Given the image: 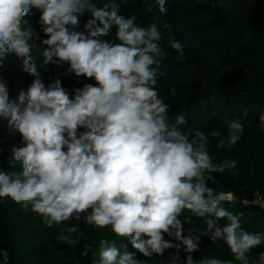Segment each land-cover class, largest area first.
<instances>
[{
  "label": "clouds",
  "instance_id": "1",
  "mask_svg": "<svg viewBox=\"0 0 264 264\" xmlns=\"http://www.w3.org/2000/svg\"><path fill=\"white\" fill-rule=\"evenodd\" d=\"M156 4L160 14L167 13L166 0ZM33 8L41 10V29L47 37L42 40V64H67L66 74L95 84L85 83L70 95L60 78L47 86L42 82L31 54L34 45L29 43L34 30L21 26ZM107 8H97L89 0H0V62L14 54L22 59L23 70L35 77L16 100H10L0 80V119L25 142L13 148L22 172L0 169V198H11L25 209L31 204L47 227L80 220L87 213L88 224L110 226L144 257L175 249L171 264H177L181 250L185 264H232L217 258L195 261L191 254L199 249L202 236L213 243L223 241L239 264H264V252L258 260L249 256L264 244V233L243 229L242 214L222 207L223 193L208 186L211 177L206 173L234 169L237 161L213 164L202 131L189 138L180 128L169 127V106L155 88L164 56L158 18L142 27L135 15L125 17L115 7ZM85 12L91 18L80 30ZM113 29L115 39H103ZM168 40L182 56L184 45L170 32ZM260 121L264 124V113ZM185 123L183 115L177 116V125ZM228 128L227 141L233 146L243 125L236 119ZM224 143L221 140L218 147ZM185 209L203 218L206 227L193 225L185 235L180 219ZM225 218L227 223L220 225ZM65 231L75 233L78 226ZM59 239L77 242L63 235ZM0 255L6 264L7 251L0 250ZM99 256L100 264H144L135 253H122L107 239L100 241Z\"/></svg>",
  "mask_w": 264,
  "mask_h": 264
},
{
  "label": "trees",
  "instance_id": "2",
  "mask_svg": "<svg viewBox=\"0 0 264 264\" xmlns=\"http://www.w3.org/2000/svg\"><path fill=\"white\" fill-rule=\"evenodd\" d=\"M97 8L108 5L119 15H135L139 26L147 27L158 18L162 33L160 45L164 56L159 65L155 88L169 106V127L176 126L191 138L197 130L208 137V152L212 163L225 160L237 161L236 167L226 168L223 173H206L211 177L208 186L216 193H223L221 206L240 216L241 226L248 232L264 233V211L252 204L257 193L264 195V124L260 115L264 113V0H166L167 13L160 14L156 0H89ZM151 5V11L148 6ZM41 10L33 8L24 17L22 28L34 30L32 57L47 86L60 78L62 86L74 95L73 90L94 80L68 75V65L58 67L42 64V53L46 48L42 40L47 37L41 29ZM91 18L89 12L80 18V30ZM170 28L165 30L163 25ZM180 41L183 55L173 50L168 33ZM115 29L103 39L114 40ZM118 42V41H117ZM35 77L23 70L21 58L7 54L0 62V80L9 92L10 100H16L20 90H27ZM247 111V116L244 112ZM179 115L186 123L176 124ZM239 119L243 125L240 139L229 146L228 122ZM86 131V129H81ZM219 133L212 136V132ZM224 140V147H218ZM25 146L21 135L0 119V169L20 174L22 167L14 161L13 148ZM90 211V210H89ZM82 214L80 220L72 219L47 227L41 215L32 211L29 204L11 198H0V250L7 251L6 264H100V241L107 239L123 253H135L144 264H171L170 255L175 249L165 250L163 256L144 257L134 249L128 238L115 236L110 226L98 228L87 223ZM184 221V234L195 225L206 227L203 218L185 209L180 217ZM227 223L226 218L219 221ZM78 226V231L68 233L67 227ZM68 236L76 240L70 244L59 239ZM165 239H170L165 236ZM264 252V244L249 254L258 260ZM197 262L206 258L235 260L223 241L213 243L202 236L199 249L191 254ZM186 254L179 252L177 264H185ZM0 264H5L0 255Z\"/></svg>",
  "mask_w": 264,
  "mask_h": 264
},
{
  "label": "built area",
  "instance_id": "3",
  "mask_svg": "<svg viewBox=\"0 0 264 264\" xmlns=\"http://www.w3.org/2000/svg\"><path fill=\"white\" fill-rule=\"evenodd\" d=\"M252 204L264 211V195L257 193Z\"/></svg>",
  "mask_w": 264,
  "mask_h": 264
}]
</instances>
